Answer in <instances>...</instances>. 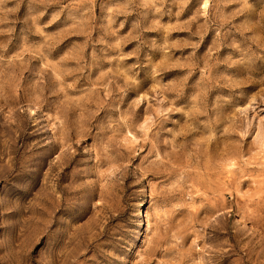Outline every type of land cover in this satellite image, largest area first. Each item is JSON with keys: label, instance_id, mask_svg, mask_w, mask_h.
<instances>
[{"label": "rangeland", "instance_id": "obj_1", "mask_svg": "<svg viewBox=\"0 0 264 264\" xmlns=\"http://www.w3.org/2000/svg\"><path fill=\"white\" fill-rule=\"evenodd\" d=\"M0 264H264V0H0Z\"/></svg>", "mask_w": 264, "mask_h": 264}, {"label": "bare ground", "instance_id": "obj_2", "mask_svg": "<svg viewBox=\"0 0 264 264\" xmlns=\"http://www.w3.org/2000/svg\"><path fill=\"white\" fill-rule=\"evenodd\" d=\"M142 213V212H141Z\"/></svg>", "mask_w": 264, "mask_h": 264}]
</instances>
